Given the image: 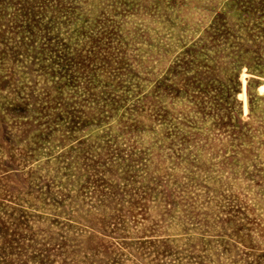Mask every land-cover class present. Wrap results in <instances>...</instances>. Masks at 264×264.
I'll return each mask as SVG.
<instances>
[{
  "label": "rangeland",
  "instance_id": "obj_1",
  "mask_svg": "<svg viewBox=\"0 0 264 264\" xmlns=\"http://www.w3.org/2000/svg\"><path fill=\"white\" fill-rule=\"evenodd\" d=\"M0 264H264V0H0Z\"/></svg>",
  "mask_w": 264,
  "mask_h": 264
}]
</instances>
